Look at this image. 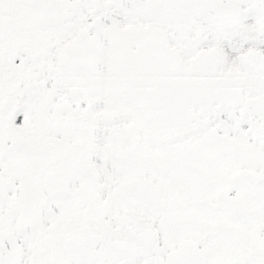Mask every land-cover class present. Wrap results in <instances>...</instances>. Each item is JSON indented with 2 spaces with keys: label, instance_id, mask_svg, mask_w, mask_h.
Returning a JSON list of instances; mask_svg holds the SVG:
<instances>
[{
  "label": "snow or ice",
  "instance_id": "1",
  "mask_svg": "<svg viewBox=\"0 0 264 264\" xmlns=\"http://www.w3.org/2000/svg\"><path fill=\"white\" fill-rule=\"evenodd\" d=\"M0 264H264V0H0Z\"/></svg>",
  "mask_w": 264,
  "mask_h": 264
}]
</instances>
